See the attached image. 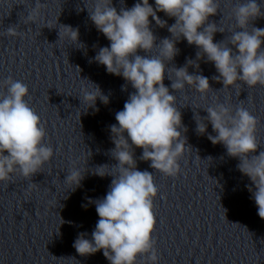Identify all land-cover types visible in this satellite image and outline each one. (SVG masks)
I'll use <instances>...</instances> for the list:
<instances>
[{"label": "clouds", "instance_id": "1", "mask_svg": "<svg viewBox=\"0 0 264 264\" xmlns=\"http://www.w3.org/2000/svg\"><path fill=\"white\" fill-rule=\"evenodd\" d=\"M45 6L46 3L36 0L26 19L35 23ZM261 7L257 0L235 5L236 30L225 43V40L214 42V34L223 31L214 22L208 23L209 17L216 15L219 9L218 0H155V8L149 0H138L131 8H121L119 12L112 0H95L89 16L96 29L110 41V46L99 48L94 60L105 66L109 74L122 76L135 91L129 95L123 110L115 113L118 124L109 126L115 145L110 152L118 161L113 165L117 172H101L100 169L107 165L95 171L96 175H110L113 179L103 198L89 201L95 204L99 220L91 239L86 238L87 233H80L75 239L73 247L79 255L88 256L102 250L110 264H136L141 257L144 264H158L153 239L156 225L153 201L158 189L152 173L137 169L134 147L143 150L140 160L150 161L151 168L168 177L178 175L179 160L186 146L190 148L187 137L180 131L186 132L187 128L175 106L176 97L163 82L168 72L167 62L179 54L176 45L183 38L189 45H196L198 51L196 60L188 59L184 66L171 69L175 74V79H170L172 90H184L187 86L202 95L212 91L208 77L198 74V61L205 57L219 74L212 79L221 82L224 89L236 87L241 82L248 87L264 86V48L261 47L264 28L250 26L257 18H264ZM157 12L175 18V23L168 26ZM149 17L159 27H167L171 38L165 37L157 45ZM61 26L70 41L79 48L84 47L79 42L78 29ZM6 34L9 37L22 35L12 26L7 28ZM153 49H159L158 54H137L138 50L153 53ZM190 66L195 67L197 73L190 74ZM90 84L94 88L83 90V101L95 108L99 98L107 105L109 97L98 86ZM0 85L7 90L6 94L0 92V182H12L14 175L31 179L52 160L54 150L45 143L47 132L40 116L25 99L29 96L28 86L11 76ZM204 110L207 116L196 114L194 117L196 132L206 134L210 123L216 135L207 134L208 140L213 145L222 144L230 157L239 159L237 167L254 185V190L252 187L248 190L259 217L264 219V151L254 155L258 148L257 118L242 106L234 113L222 103ZM83 178L79 169L72 168L65 182L71 183L74 189L80 186Z\"/></svg>", "mask_w": 264, "mask_h": 264}]
</instances>
